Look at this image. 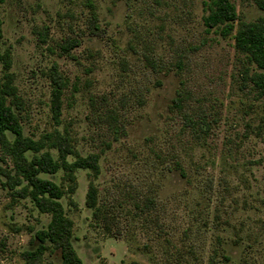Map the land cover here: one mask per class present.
<instances>
[{
    "label": "rangeland",
    "instance_id": "1",
    "mask_svg": "<svg viewBox=\"0 0 264 264\" xmlns=\"http://www.w3.org/2000/svg\"><path fill=\"white\" fill-rule=\"evenodd\" d=\"M231 1L235 24L264 15L256 0ZM92 2L98 34L86 0H0V52L25 135L65 130L82 155H100V222L85 206L88 171L61 199L82 264H264V100L232 35L205 29L203 0ZM1 156L0 264H26L20 254L49 215L28 200L10 205ZM41 176L67 185L61 171ZM44 264L59 263L47 252Z\"/></svg>",
    "mask_w": 264,
    "mask_h": 264
},
{
    "label": "trees",
    "instance_id": "2",
    "mask_svg": "<svg viewBox=\"0 0 264 264\" xmlns=\"http://www.w3.org/2000/svg\"><path fill=\"white\" fill-rule=\"evenodd\" d=\"M256 1L264 9V1ZM203 3L206 14L202 17V23L205 29H215L223 38L232 35L236 51L243 56L244 79L264 100V15L235 24L237 13L231 0H203ZM86 5L91 30L98 34L100 27L96 7L92 0H86ZM63 43L61 48L64 52H68L70 43L72 46L78 45L75 39ZM149 63L155 65L153 61ZM9 68L8 51L0 52V152L2 160L8 165L1 171L2 186L9 195L10 205L20 199L28 200L38 212L49 215L46 227L34 232L31 247L21 252V258L26 264H44L48 252L57 258L59 264H82L72 244V221L66 215L61 199L74 192L76 172L88 171L90 180L85 206L91 210L92 219L100 222L103 210L98 205V192L93 183L100 172V155H82L65 130L55 128L37 138L25 135L20 121L23 102L13 84ZM65 86V80L60 76L53 80L51 86L50 112L56 125L61 121V98ZM181 102V96L173 100L177 107ZM186 120L193 127L194 122L190 118ZM176 168L183 176L179 163H176ZM58 171L62 172L66 186L41 176ZM107 231L110 232V229Z\"/></svg>",
    "mask_w": 264,
    "mask_h": 264
}]
</instances>
